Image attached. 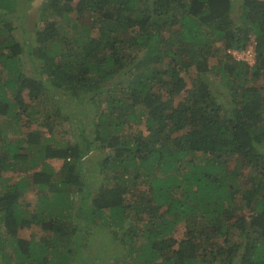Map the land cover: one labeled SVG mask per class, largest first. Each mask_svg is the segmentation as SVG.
<instances>
[{
	"label": "trees",
	"instance_id": "obj_1",
	"mask_svg": "<svg viewBox=\"0 0 264 264\" xmlns=\"http://www.w3.org/2000/svg\"><path fill=\"white\" fill-rule=\"evenodd\" d=\"M39 1L0 0V264H264V0Z\"/></svg>",
	"mask_w": 264,
	"mask_h": 264
},
{
	"label": "rangeland",
	"instance_id": "obj_2",
	"mask_svg": "<svg viewBox=\"0 0 264 264\" xmlns=\"http://www.w3.org/2000/svg\"><path fill=\"white\" fill-rule=\"evenodd\" d=\"M19 4L18 5V11L16 12L17 15H22V11H19L21 7L22 9H24V7L26 8L27 5H31V8L29 9V11L25 14V27H27L29 29V31H32L33 30V25L36 23V25L38 27H41V23L39 21H36L37 19V14H36V8L38 7L39 3L41 1L39 0H17ZM23 16V15H22ZM14 19V18H13ZM32 29V30H31ZM14 31V34L17 38H21L23 39L22 35L20 34V29H17V30H13ZM33 33H30L28 32V34L25 36V38H30L32 36ZM22 36V37H21ZM246 55L248 56V58H246V60L248 61V63L251 65L252 63H254L255 61V58H252L254 55L251 56L250 53H246ZM242 56H245V55H242ZM211 63H215V61L210 58L209 59ZM29 73V70H25ZM222 89V88H221ZM23 95H24V99L26 102H29L28 101V98L26 96V91L23 92ZM67 97L60 94L59 95V99L61 100L60 102L63 103L64 101H66ZM74 101L71 102V105L68 106V107H65V109L67 111H72V110H76V107L74 105ZM62 106V104H61ZM62 108L64 109V107L62 106ZM64 109V110H65ZM38 111L40 112H44L45 109L40 106L37 108ZM63 110V111H64ZM87 111L90 113L89 109L87 108ZM80 110H77V113L75 115V118L71 119V120H64L63 118H60L59 121L54 124L52 126V133H54V136L53 138L51 137L50 138V142L52 144L54 143H60L64 140V137L63 135L66 134L65 133V130L68 126V124H72L73 128L78 132V127L76 126L78 124V121H79V118L80 117L78 114H79ZM41 116V115H40ZM6 120L3 122L5 123ZM21 129L23 130V132L21 133V137L25 138V132L26 131H32L34 129H38L42 135L44 136H49L50 133L48 131V127H45V126H42V125H39L37 124L36 122H33L32 125L29 127V128H26L22 125ZM141 129V126H139L138 128L134 127V130H136L138 132V130ZM142 130V129H141ZM11 136V134H9ZM83 142L81 141L80 144H82ZM103 153L99 150V148H96V144H92L90 149L88 150V152L86 153V155L84 156L83 158V162L84 164H82V167L85 168V169H88V167L90 166V160L93 159V158H97L99 156H101ZM237 161V160H236ZM48 162L54 167V168H58L60 165H61V160L60 159H49ZM238 164L239 163V160L237 161ZM4 176L7 177V181L8 182H14L16 180L19 179V177L22 176V173L20 172H15V171H12V172H8V173H4ZM97 172L96 170L94 172H91V171H88L87 172V178H89V181L91 182V185L92 186H95L97 185ZM93 178H96V181L93 180ZM93 181V182H92ZM22 200L25 201V202H28L29 204V209L32 210L34 204H35V201H36V196H35V193L33 191H28V192H25L23 194V197H22ZM86 218L85 216H82V215H79L78 220L80 219H84ZM93 229V233H92V236H98L96 239H99L101 238L103 241L106 242V239L108 236H105L106 234H108L106 228H99V225H96L94 227H92ZM107 232V233H106ZM38 234L40 233L39 231V228L36 227V226H33L32 228L30 229H24V230H21L20 232V236L25 238V239H28L30 236H33L31 234ZM106 233V234H103ZM182 235V227H178L175 231V237H181ZM98 245L96 244V247ZM94 247H95V244H94ZM78 264H83L82 262H78ZM98 264V263H97Z\"/></svg>",
	"mask_w": 264,
	"mask_h": 264
},
{
	"label": "built area",
	"instance_id": "obj_3",
	"mask_svg": "<svg viewBox=\"0 0 264 264\" xmlns=\"http://www.w3.org/2000/svg\"><path fill=\"white\" fill-rule=\"evenodd\" d=\"M233 54H236L237 55V58H240V59H243V60H246V58H248V56L246 55V53H249V52H237V51H233L232 52ZM251 54V53H250ZM242 55H245V56H242ZM253 54H251L252 56ZM253 58V57H252Z\"/></svg>",
	"mask_w": 264,
	"mask_h": 264
},
{
	"label": "clouds",
	"instance_id": "obj_4",
	"mask_svg": "<svg viewBox=\"0 0 264 264\" xmlns=\"http://www.w3.org/2000/svg\"><path fill=\"white\" fill-rule=\"evenodd\" d=\"M243 51H244V50H243ZM243 51H240V52H243ZM238 52H239V51H238ZM240 52H239V53H240ZM253 58H254V56H253Z\"/></svg>",
	"mask_w": 264,
	"mask_h": 264
}]
</instances>
